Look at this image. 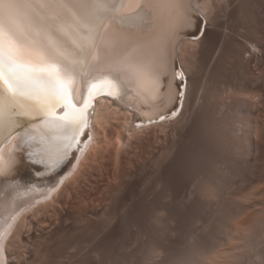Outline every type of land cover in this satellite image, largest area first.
<instances>
[{"label":"rangeland","instance_id":"rangeland-1","mask_svg":"<svg viewBox=\"0 0 264 264\" xmlns=\"http://www.w3.org/2000/svg\"><path fill=\"white\" fill-rule=\"evenodd\" d=\"M197 2L205 4V11L196 7L198 19L179 42L184 50L176 60L188 81L184 109L161 129L141 133L127 148V156L136 154L132 176L137 183L131 180V186L140 190L133 186L131 193L123 187L129 190L124 201L123 188L119 197L115 192L120 187L111 183L115 191L110 193L104 178L93 185L104 184L109 193L98 185L82 186L77 200L85 206L68 200L61 210L56 207L49 216L23 224L10 246L9 264H264V0ZM202 29L204 40L197 42ZM188 41L196 44L183 48ZM28 163L16 165V180L36 177ZM168 168L167 183L159 170ZM95 190L102 192L100 197ZM128 206L138 209L130 214L139 213L132 222L124 215V209L131 212Z\"/></svg>","mask_w":264,"mask_h":264},{"label":"bare ground","instance_id":"bare-ground-1","mask_svg":"<svg viewBox=\"0 0 264 264\" xmlns=\"http://www.w3.org/2000/svg\"><path fill=\"white\" fill-rule=\"evenodd\" d=\"M146 3H147V0H115L117 10L112 13L102 15L100 19L96 21L97 28H96L95 43L99 47H96L90 50L87 56V59H85L83 70L77 75V78L73 86L75 99L77 102H79L82 99V97L86 94V91H87L86 79L92 75L98 74V73L92 72L89 69L88 61L91 59V56L93 54L99 55L102 58L103 56L102 38L104 40H108L112 42V45H113L112 52H113L114 58L123 59L127 66V71L124 73V80H123V83L127 89V95H123L119 99H113V97L104 95V94L96 96V99L93 101L94 106L90 108L88 111L89 124H90L89 131H90L92 139L91 141L85 142V137H81L82 143L78 147L82 150H77V147H74L73 149L69 150V154L65 158V161L63 162L65 163L67 160H69V162L66 165V169L61 172L62 174L63 172L67 171V174L65 173V175H63L62 177L63 178L62 183H58V181L60 180L59 177L61 174L55 175V173H49L45 170L44 166L33 165L30 162V160L27 159L28 158L26 154L28 150L27 147L25 146L17 147L18 145L21 144V140L19 136H13L9 138L2 146H0V172L6 171L11 177H13V174L16 172V169H17L16 165H18V163L22 161L26 164V161H27L29 162L28 165L30 166V168H33L34 171L37 172V169H39L41 172L44 173L43 176L36 175V177L32 178V180L29 182H23L24 180L20 181L18 179L16 180L17 177L16 178L13 177L10 180H4L3 178H0V245H2L4 252L6 253L7 260L9 259L8 254L9 252H11L10 246L14 243V240L18 238L19 230L22 228V226H24L23 224L26 221H28L29 218L32 220V218L34 219L37 217L38 219V217L46 213L48 215V212L50 211L52 212L53 210L56 209V207L57 208L58 207L61 208L62 206L65 207V205H62V204H64L66 201L68 202V200H71L72 202H77V203L81 202L82 200L78 202L77 196L82 186L87 187L86 184H89L88 185L89 187L90 184L93 185V183H95L96 180L98 181V178H100L99 180H101L100 182L102 183V179L104 178L103 182L104 180L106 181L105 184H106L107 189H109L111 186L109 184L114 183L116 185L115 186L116 188L120 187V190H118L119 193L118 192H115V193H117V195L119 194L121 195L122 193L121 198L123 199V197H125L126 199V196H127L126 191L128 190L127 188H129L131 192V187H132L134 191L135 189L134 187H136V185L134 186V184L137 183L135 180L136 177H134L136 166H137V164L135 163L136 154L135 152L133 153L129 152L130 156H127L129 155L127 151L128 146L130 145L132 140L136 138L137 136H139L141 133L154 129V128L161 129V127L166 126V124L169 123L170 120L175 119L179 114H181L182 110L184 109V104L187 99L188 81L186 80V78H184L185 81H183V86H181V81L175 79L176 72L184 71L181 67L179 69L176 66V60L178 56L182 55L183 50H184L182 49L181 46L179 47L178 44L181 41V39L187 35V32L192 30V28H194L196 20L198 19V18L196 19V15H194L195 13L198 12L196 10V7L197 6L200 7L202 5H198L197 0H183L182 4L179 7L169 2V3L162 4L156 8L145 9V12L147 14H144V13H141V8H143L146 5ZM204 7H205V4L203 5V7H200L198 9L201 12H204L205 11ZM113 17L115 19H113ZM186 17H191V21H192L191 24H189ZM204 34L202 33V35L199 37L200 39L197 42H202L204 40V37H205ZM196 35H193V36H196ZM186 44L194 45L196 43L192 41H188L184 44V46L182 45L183 48H185ZM255 52H253L254 56L257 53ZM105 71L107 70L105 69ZM184 77H186V75ZM257 86L261 87L259 85ZM243 91L245 92V90ZM180 92H183L182 97L180 96ZM173 113L175 114L173 115ZM161 116H164L165 119L161 120L160 119ZM238 119L240 121V118ZM149 121H154V122H149ZM137 122H140V123H137ZM22 123L25 124V126H28L30 128L33 125H39V127L35 128L33 132L31 133L32 138H30L28 142V147H30L32 154H33L32 159L39 158V156L42 155L45 152V150L55 151L62 144L61 140L53 138L54 132L49 130L50 125L45 126L44 122L40 121L38 118L32 121L22 118ZM135 123H137V125H135ZM41 141H43V143H41ZM62 164L57 166V170L62 166ZM26 168H29V167H26ZM171 169L169 170L166 169V171L162 169L163 171H165V173H163L162 170H159L160 173L162 172L161 179H162L163 174H165L166 177L170 175L168 171H170ZM133 171H134V175L132 176ZM133 177L134 179H132ZM164 177L163 179H165ZM159 179H160V176H159ZM166 179L165 180L168 183L169 182L168 177ZM131 180L132 181L134 180L135 182L134 184H132L134 187L131 186V183H132ZM97 181L96 183H98ZM100 184H94L93 187L95 185H98L97 189L98 188L101 189L102 187L104 189V184L103 186H101L102 184L101 185ZM53 186H57V189L54 192H50L49 189L52 188ZM115 187L113 189L111 186L110 193H112V191H115ZM123 187H127V188L125 189ZM89 188L87 189L91 191V189ZM94 188H96V186ZM106 188L104 190L102 189L103 193L106 190ZM121 189L122 191L125 190V192L124 191L122 192ZM96 192H98L99 194L98 196L100 197L102 192H100V190H95V193ZM105 192L109 193L107 190ZM136 192L137 191H135V194ZM95 193L92 192L91 195L93 194L95 195ZM123 193L125 194L123 195ZM131 193L130 195L134 196ZM86 196L88 197V199L92 198V197H89L88 195ZM233 196L234 195H232V198ZM81 197L82 196H79L78 199L80 200ZM119 199H118V202L121 203L120 201L121 199L120 200ZM216 199H214V201H216ZM114 201L117 202V199L116 200L114 199ZM68 203L66 204V206L68 205ZM119 203H118L117 209L119 208L120 210L121 207H119ZM79 205L85 206V204L82 205V203H79ZM113 205H116V203ZM129 205L131 206V204ZM253 205L255 206V204ZM113 208H116V207H113ZM131 208L132 207H130L129 209V206L128 208H126V210L129 209L132 212L131 213L129 211H126V212H129V214L126 213L128 215L125 214V209H124V215L126 217L130 216V214L131 215L135 214V212H133L134 211L133 209H136V208L135 207L132 209ZM169 208L171 207H168L167 211ZM58 210H61V209L58 208ZM170 210L171 209H169V211ZM107 211H106V214L110 215V213L109 212L107 213ZM242 212L244 213V211ZM255 212L253 211L248 215H251L252 213H255ZM84 213H85V210H84ZM136 213H138V211ZM147 213L148 212H146V214ZM55 214H58V211H55ZM85 215L87 216V214ZM137 216L136 217L130 216L131 218L129 217V221L132 219L138 218ZM43 218H46V217H43ZM250 218L252 219V217ZM49 219L47 221H49ZM250 224H247V225H250ZM147 225H146V228H147ZM245 225H246V222H245ZM136 227H138L137 224H136ZM10 234H12L11 238L9 241H7V239H9L8 237L10 236ZM8 262L7 264H9Z\"/></svg>","mask_w":264,"mask_h":264},{"label":"snow or ice","instance_id":"snow-or-ice-1","mask_svg":"<svg viewBox=\"0 0 264 264\" xmlns=\"http://www.w3.org/2000/svg\"><path fill=\"white\" fill-rule=\"evenodd\" d=\"M169 2L179 7L183 0H147L141 13ZM116 10L115 0H0V146L19 136L17 147H27L30 162L55 173L70 149L82 150L78 147L81 137L91 141L88 111L96 96L119 99L127 95L123 83L127 66L123 59L114 58L111 41L102 38V58L93 54L88 61L89 69L98 74L86 79L87 91L79 102L73 86L90 50L99 47L95 43L96 21ZM186 18L191 24V17ZM175 79L183 86V72H176ZM22 118H38L50 125L53 138L62 144L32 159L28 142L39 125L25 126ZM36 175L44 173L37 169ZM0 178L13 177L5 171L0 172ZM62 182L63 178L58 181ZM56 189L53 186L49 191ZM0 264H7L2 245Z\"/></svg>","mask_w":264,"mask_h":264}]
</instances>
